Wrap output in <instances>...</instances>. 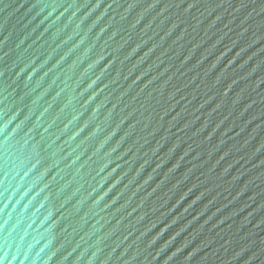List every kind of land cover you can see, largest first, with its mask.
<instances>
[{
    "label": "water",
    "instance_id": "95a60500",
    "mask_svg": "<svg viewBox=\"0 0 264 264\" xmlns=\"http://www.w3.org/2000/svg\"><path fill=\"white\" fill-rule=\"evenodd\" d=\"M0 264H264V0H0Z\"/></svg>",
    "mask_w": 264,
    "mask_h": 264
}]
</instances>
